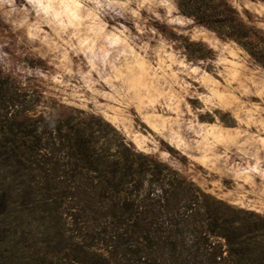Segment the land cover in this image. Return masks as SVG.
I'll list each match as a JSON object with an SVG mask.
<instances>
[{
  "label": "rangeland",
  "instance_id": "rangeland-1",
  "mask_svg": "<svg viewBox=\"0 0 264 264\" xmlns=\"http://www.w3.org/2000/svg\"><path fill=\"white\" fill-rule=\"evenodd\" d=\"M225 1L264 35L263 0ZM0 77L26 96L25 112L9 114L15 126L87 129L97 151L113 157L128 145L178 172L208 206L264 219V70L176 0H0ZM12 172L0 168V251L12 264L95 258L59 209L32 193L35 203L25 201L33 191L6 179Z\"/></svg>",
  "mask_w": 264,
  "mask_h": 264
},
{
  "label": "trees",
  "instance_id": "trees-1",
  "mask_svg": "<svg viewBox=\"0 0 264 264\" xmlns=\"http://www.w3.org/2000/svg\"><path fill=\"white\" fill-rule=\"evenodd\" d=\"M176 1L182 16L237 43L264 70V35L225 0ZM192 47L206 58L201 44L186 52ZM25 97L0 77V168L32 189L25 201L35 203L32 193L59 209L70 238L95 254L82 261L57 252L40 264H264V219L208 206L178 172L128 145L113 157L97 151L87 129L42 119L15 126L9 114L25 112ZM11 258L0 251V264Z\"/></svg>",
  "mask_w": 264,
  "mask_h": 264
}]
</instances>
